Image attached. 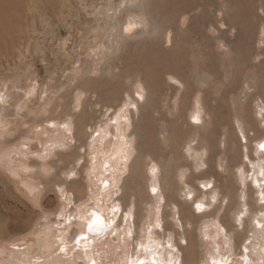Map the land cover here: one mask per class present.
Returning <instances> with one entry per match:
<instances>
[{"label": "rangeland", "instance_id": "rangeland-1", "mask_svg": "<svg viewBox=\"0 0 264 264\" xmlns=\"http://www.w3.org/2000/svg\"><path fill=\"white\" fill-rule=\"evenodd\" d=\"M131 5L136 6L132 18L143 22L139 25L142 33L123 41L119 36L120 48L118 44L112 47L110 42L107 45V40L110 41V38L106 40L107 36L116 37L117 27L121 29L118 16L125 18V10ZM263 14L264 0H11L0 22V145H7L9 149L0 160V247L11 250L15 245H31L39 228L50 227L56 233L65 230L63 234L70 238L68 243L75 254L79 247L83 249L80 245L88 241L77 244V237L72 238L78 227L76 221H81L78 216L88 218L97 206L92 198L103 188L101 179L105 173L96 168L102 162L98 160L99 149L105 139L113 137L110 132L116 120H110L108 136H101L94 129L108 120L113 111L107 110L108 106L118 104L129 90L133 92L137 81L144 84L147 94L139 110L129 113V118L121 122L122 134L129 139L132 136L125 153L127 159L114 164L117 183L105 174L115 184L114 198L123 196L127 201L130 194L141 191L139 187L138 191L132 190L137 164L144 170L146 192L150 190L153 194L145 166L147 157L143 155L144 140L134 134L138 123L142 134L148 129V123L152 135L162 126L167 127L177 135L180 144L176 160L172 159L175 168L191 163L187 157V141L193 140L197 130L189 125L187 113L197 97L214 120L198 135L214 129L216 147L221 152L224 132L237 129L235 121L241 115L240 104L248 99V93L254 94L253 82L264 71V54L256 55L258 45L263 44L264 22L260 20ZM170 32L175 36L172 46L167 42ZM155 92L159 97L151 107L148 96ZM79 93L84 97L77 106ZM258 102V96L252 95L250 105L253 107ZM68 120L74 121V133L66 131ZM55 128L60 131L54 132ZM65 131L70 136L67 139L63 135ZM55 137L57 143L51 144V152L41 157L43 150L40 149ZM166 152L170 157V146ZM15 158L21 159L19 166H13ZM214 159L218 160L214 156L210 162L216 165ZM153 161L159 159L153 158ZM40 162H43L42 168ZM25 167L29 170L23 171ZM197 173L195 176L200 174ZM215 176L226 193L225 174ZM138 194L134 198L139 208ZM127 210L129 207L120 210L118 218L110 224L113 230L108 238L121 245L118 251L122 256H117L121 264H136L141 215L137 214L135 226ZM224 212L223 209L220 215ZM170 218H165L155 229L162 236L171 232L177 250V245L186 246L187 242L182 234L170 231L173 230ZM183 219L186 228H194V218ZM202 222H207V218ZM130 223L133 234L127 237ZM202 228V237L195 236L191 253L180 250L183 264L189 261L208 264L205 258L211 254L212 229H207V223ZM179 231H183L182 226ZM158 232L159 241L162 236ZM248 234L251 232L243 233L241 240ZM118 235L123 237L120 242L114 239ZM158 246L164 248L162 244ZM148 251L141 253L140 260L145 264L152 263ZM74 262L83 264V259L75 258L70 264ZM21 263L40 264L35 257Z\"/></svg>", "mask_w": 264, "mask_h": 264}, {"label": "bare ground", "instance_id": "bare-ground-1", "mask_svg": "<svg viewBox=\"0 0 264 264\" xmlns=\"http://www.w3.org/2000/svg\"><path fill=\"white\" fill-rule=\"evenodd\" d=\"M10 2L11 0H0V22H2V19L6 15ZM125 11V18L122 16H118L117 18V23L121 25L120 30L117 27L118 35L115 37V32L113 34L114 36L108 35L110 37L107 36L106 40L110 38V41L107 40V45L110 42L113 44L112 47L118 44V48H120L121 43L118 42L119 36L123 41L129 39L131 36L135 37L142 33V27H139V25H142L143 22L132 18L136 11V6H128ZM260 20L264 22V18L260 17ZM114 28H116L115 25ZM111 36L114 38L111 39ZM96 39L98 40L99 38ZM262 40L263 44L258 45L259 52L256 54L257 56L264 54V29ZM167 42L168 46L175 44V36L172 32L168 34ZM104 43L106 42L104 41ZM109 47L112 48L111 46ZM124 58L123 56L122 59ZM171 80L173 81V78ZM253 84L255 87L254 94L251 92L248 93V99L240 104L241 115L237 116L235 121L237 129L234 132L225 131L223 138H221L222 144L220 143V145L224 148L221 152L216 147L217 132L214 129L203 134V136L198 135L201 129H205L214 120L208 114L209 110L200 98L197 97L193 102V106L188 109L187 117L189 125L197 130V134L194 132L195 136H193V140L187 141V157L191 160L190 164H180L175 168L172 159L174 158L176 160L178 146L180 144L177 135L172 132L170 133L167 127L162 126L156 131L155 135H152V130L148 123L146 125L148 129L142 134L139 132L138 123L134 134L136 133L144 140L142 146L144 150H142L143 155L147 157L145 166L148 179L152 181V190L155 189V191H153V194L150 190L146 192L143 183V179L145 178L144 170L137 164L134 169L132 190L137 189L138 191L139 187L141 191L133 192L126 201L123 196L114 198V190L112 188L115 184H111L105 178V174L109 175L111 179H114V171L117 167L114 164L122 160L124 162L127 159L125 158V153L127 152V147L130 144L129 140L132 139V136L129 139L125 134H122L123 126L121 122L127 119L129 113L134 114L139 110L147 94L144 84L138 83L137 81L134 84L133 92L129 90V93L118 104L112 103L114 106H108L107 110L113 109L110 116L108 115V120H104L99 125V129L97 128L98 126L94 129V132L99 130L101 136H108V130L112 126L110 120H116L112 131L110 130L113 137L111 139H105L101 149H99L98 160L102 162L97 163L96 168L104 170L105 173L104 178L101 179V186L103 188H101L99 194L96 193V197L94 196L92 198L97 203V206H93L95 209L91 211L88 218L86 216L83 219L82 216H78L81 218V221H76L78 227L72 237L73 239L77 237L75 242L79 240L81 244V242L83 243L86 240L88 241L87 244H81L80 246L83 249L79 247L78 249L80 251L77 250L78 252L75 254L73 251L75 249H72L68 243L70 238H66L65 233L63 234L65 230L62 233V230H60V233H56V230H53L54 228L42 227L41 225L42 228H39L36 235H34V241L30 243L31 245H24L23 247L15 245L11 250L7 246L0 247L2 248L0 249V264H22L21 260L29 262L33 257L37 258L40 264H70V261H75V258L83 259V264H92V261H95V264H121L120 259L117 258L121 253L118 251L121 245L113 243V240L109 239L108 236L113 230L110 224H113L116 218H118L120 210L128 207L127 216L129 219H133V225H135L137 214L141 215V224L138 226L139 232L136 237L138 239L137 245L139 246L135 254L136 259L134 260L136 264H140L141 261L145 264L143 259L140 260L141 253L145 250H149V256L151 255L150 258L152 260L151 264H183L184 260L179 253L180 250L186 249L191 253L195 236L202 237L201 229H203L202 226L204 223H207L208 230L212 229L210 234L213 236L212 247L210 249L211 254L210 256H205L208 264H264V147H262L264 145V71L256 76V81ZM250 88L251 86L249 85L247 89L249 90ZM252 95L258 96L259 100L253 107L250 105ZM83 97L82 93L76 96L77 106L81 105ZM158 97L156 96V92L148 96V103L152 102L153 104L151 107L154 106ZM54 122L57 124L61 123H59V120H55ZM65 122L67 127L66 131L74 133V121L68 120ZM142 125L145 126L144 124ZM53 131H60V129L55 128ZM66 131L63 132L65 139L70 137ZM49 137L50 134H48L46 141ZM97 141L98 139L95 138L96 143ZM194 141L195 143H193ZM55 143H57L56 137L51 142H47L43 146V149H40L43 150L40 156L44 157L46 152H51L50 146ZM167 144L168 147L166 146ZM169 146L172 152L170 154L173 157H169L166 154V148H169ZM7 149V145H0V160L5 156L4 153ZM218 155L222 156L220 157ZM214 156L218 158L217 161L214 159L216 165L210 162V159ZM152 157L157 158V160L159 159V161H153ZM14 160L16 163H13V166H19L22 162L21 159L18 160L15 158ZM9 165L11 164L8 162ZM42 166H44L43 162H40V167L42 168ZM93 168L95 167L93 166ZM27 170H29L27 167L23 168V171ZM41 170L38 173H41ZM196 172L200 174L197 173L198 176H195ZM18 174H20V171H18ZM222 174H225L226 177V193H223L221 189L223 188L222 184L217 183L219 179L215 178V175L221 176ZM163 179L166 182L163 183ZM114 180L117 183V178ZM110 188L111 191H109ZM137 193H139V208L134 198ZM89 195L91 196V194ZM183 196L186 198L184 201L181 200ZM102 197H105V199H100ZM105 201L108 203H105ZM197 205H200L199 209ZM208 207L212 209L209 208V210ZM223 209L225 212L223 215H220ZM196 210H199L200 213L196 212ZM93 213L99 216L100 220L96 224H93L92 230L90 231L88 225L95 218ZM187 216L195 219L194 228L192 229L186 228L184 225L183 218H187ZM167 217H171L170 224L173 226V230L170 231L178 235L182 234V239L187 242L186 246L177 245L178 248L176 250L171 232H169L170 234L166 232L162 236L156 230L157 228L155 229V226L162 225L164 219ZM128 218L126 217L127 224H129L127 222ZM205 218H207V222H202ZM82 219L86 220L83 227L80 225L83 222ZM180 226L183 227L182 232L179 231ZM132 227L130 223L127 237L132 236ZM196 229H198L197 232L199 235H197ZM2 230L4 231L5 228H2ZM123 232L126 233L125 230ZM157 232L163 237L159 241L157 240L158 237H156ZM246 232H251V235L248 234L245 239L241 240L242 234ZM82 233L86 235H84L85 237L83 239H79L81 236L78 235ZM122 238V236L120 237L118 235L114 239L120 242ZM202 240L200 239V241ZM159 244H162L164 248L159 249ZM237 249L240 252H237ZM235 254L240 256L236 258L234 257ZM121 256L119 257L121 258ZM189 264H195V262L189 261Z\"/></svg>", "mask_w": 264, "mask_h": 264}, {"label": "snow or ice", "instance_id": "snow-or-ice-1", "mask_svg": "<svg viewBox=\"0 0 264 264\" xmlns=\"http://www.w3.org/2000/svg\"><path fill=\"white\" fill-rule=\"evenodd\" d=\"M66 127V126H65ZM262 147H264V145H262ZM153 191H155V189H153ZM197 208L199 209L200 208V205H197ZM93 216L95 217L92 222L88 225V228L89 230L91 231L92 230V227H93V224H96L99 220H100V217L97 216L95 213H93ZM84 237H80L79 239H83ZM79 242V240L77 241ZM92 264H95V261H92ZM140 264H143V262L141 261Z\"/></svg>", "mask_w": 264, "mask_h": 264}]
</instances>
